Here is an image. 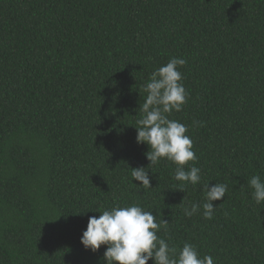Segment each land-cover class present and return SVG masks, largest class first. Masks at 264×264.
Masks as SVG:
<instances>
[{"label": "trees", "instance_id": "16d2710c", "mask_svg": "<svg viewBox=\"0 0 264 264\" xmlns=\"http://www.w3.org/2000/svg\"><path fill=\"white\" fill-rule=\"evenodd\" d=\"M172 57L187 61V98L166 115L193 141L185 170H201L183 190L175 164L148 166L134 127L144 85ZM255 175L264 181V0H0V264H106V245L81 244L88 219L132 204L170 246L264 264ZM208 183L227 185L210 220Z\"/></svg>", "mask_w": 264, "mask_h": 264}, {"label": "clouds", "instance_id": "9594fccd", "mask_svg": "<svg viewBox=\"0 0 264 264\" xmlns=\"http://www.w3.org/2000/svg\"><path fill=\"white\" fill-rule=\"evenodd\" d=\"M187 63L185 59L172 57L150 76L144 85L147 93L140 105L141 118L136 120V141L147 144L149 151L145 153L148 166L166 159L176 165L174 179L183 186L196 185L200 182V168L195 165L185 170L189 161H196L192 150L193 141L186 135L188 127L168 115L173 110L181 111L186 103L187 93L181 83L183 76L178 70ZM194 124L199 122L194 121ZM131 168V167H130ZM133 181L140 182L143 188H152L149 172L145 167L131 168ZM253 191V198L257 204L264 202V181L259 175L249 180ZM227 185L216 183L204 185L205 202L202 205L203 217L212 219L214 215L213 201L221 200L226 194ZM201 206L191 204L184 207V214L188 217L196 215ZM163 221V225H167ZM161 224L156 222L150 211H145L137 204L125 207L115 206L104 210L99 217H89L86 230L81 237V244L85 249L96 252L102 245H106L103 259L106 264H147L152 259L154 264H215L211 255L200 256L196 247L184 243L177 249L170 246L165 239L159 238L157 232Z\"/></svg>", "mask_w": 264, "mask_h": 264}]
</instances>
